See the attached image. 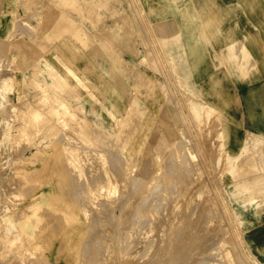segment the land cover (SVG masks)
<instances>
[{
  "label": "rangeland",
  "instance_id": "rangeland-1",
  "mask_svg": "<svg viewBox=\"0 0 264 264\" xmlns=\"http://www.w3.org/2000/svg\"><path fill=\"white\" fill-rule=\"evenodd\" d=\"M263 89L264 0H0V264H264Z\"/></svg>",
  "mask_w": 264,
  "mask_h": 264
},
{
  "label": "bare ground",
  "instance_id": "bare-ground-1",
  "mask_svg": "<svg viewBox=\"0 0 264 264\" xmlns=\"http://www.w3.org/2000/svg\"><path fill=\"white\" fill-rule=\"evenodd\" d=\"M24 5V4H23ZM22 5V6H23ZM73 6V5H72ZM60 11V10H59ZM38 12V11H37ZM48 25V24H47ZM62 25V24H61ZM80 28V27H79ZM73 29V28H72ZM65 30V29H64ZM97 31V30H96ZM95 31V32H96ZM72 32V31H71ZM77 32H79V31H77ZM80 33H82V32H80ZM64 34V33H63ZM74 34V33H73ZM78 34V33H77ZM86 35V34H85ZM77 36V35H76ZM78 36H80L81 37V35L79 34ZM101 36V35H100ZM59 38V37H58ZM78 38V37H77ZM81 39V38H80ZM4 40V39H3ZM12 42V41H11ZM43 43V42H42ZM42 45V44H41ZM41 47V46H40ZM2 55V54H1ZM15 68V67H14ZM65 70V69H64ZM57 73H58V71H57ZM54 74V73H53ZM58 75V74H57ZM60 76L59 77H62V79L64 80V81H70L69 80V78H70V76H74V77H76V81H77V83L79 84V83H82L81 81H83V78L81 77V76H77L76 75V72H75V70L72 68V67H67V69H66V71H65V73L64 72H61L60 74H59ZM73 79V78H72ZM53 85H55V86H57V83H59V80L56 78V76H55V78L53 77ZM3 81V80H2ZM74 81V80H73ZM13 83V82H12ZM82 84H85L84 82L82 83ZM81 84V85H82ZM60 85V84H59ZM86 85V84H85ZM72 86V85H71ZM73 88V87H72ZM74 90V89H73ZM49 92V91H48ZM48 94V93H47ZM58 95V94H57ZM26 96V95H25ZM59 96V95H58ZM54 97V96H53ZM25 98V97H24ZM59 99H61V98H59ZM49 100H50V95H49ZM48 100V101H49ZM50 101H53V100H50ZM55 101H57V100H54V102ZM59 101V100H58ZM61 101V100H60ZM29 103V102H28ZM56 103V102H55ZM54 103V104H55ZM41 104H42V102H41ZM44 104V105H43ZM42 105L43 106H45V103H43ZM67 104V103H66ZM23 105V104H22ZM31 105V104H30ZM57 105H59V103L57 104ZM59 106H61L62 107V103L60 102V105ZM25 107V106H24ZM31 107H33V106H31ZM37 108H35L34 110H30V111H32L31 112V119L33 118V122L35 121V122H43V121H46V117H44V112H46V113H48L49 111L47 110V111H45V109L43 110V111H41V105L39 106L40 108L38 109V106H36ZM49 107V105L46 107V108H48ZM55 107H57L56 105H55ZM68 107V106H67ZM19 108H20V106H19ZM31 109H33V108H31ZM67 109V108H66ZM50 110V109H49ZM71 110H73V109H71ZM23 111V110H22ZM74 111V110H73ZM66 112V115H67V110L65 111ZM65 112H63V113H65ZM26 113V112H25ZM28 113V112H27ZM68 113H71V111L69 110V112ZM20 114H22V113H20ZM24 114V113H23ZM16 115V114H15ZM30 115V114H29ZM48 116L50 115V113H48L47 114ZM47 115H45V116H47ZM27 116V115H26ZM51 116V115H50ZM52 116H53V114H52ZM62 116L63 117H65L63 114H62ZM71 116V115H70ZM21 117V116H20ZM67 117V116H66ZM81 117V116H80ZM22 118V117H21ZM75 118V117H74ZM24 119V118H23ZM29 119V118H28ZM51 119H52V117H51ZM70 119V118H69ZM21 120V119H20ZM48 120H49V117H48ZM47 120V121H48ZM53 120V119H52ZM64 120H65V118H64ZM66 120H68V119H66ZM78 120H79V118H78ZM78 120H76L77 122H78ZM31 121V120H30ZM47 121H46V123H47ZM71 121H72V119H71ZM34 122V124H36ZM62 122V121H61ZM67 122V121H66ZM81 122H82V120H81ZM38 123V124H39ZM70 123V122H69ZM71 123H73V122H71ZM68 124V123H67ZM76 124V123H75ZM79 124V123H78ZM21 125V124H20ZM41 125H42V123H41ZM77 125V124H76ZM43 126V125H42ZM55 126V125H54ZM72 126V124L70 125V127ZM22 127V126H21ZM20 127V128H21ZM30 127H33V125L32 126H30ZM40 127V126H39ZM85 127V126H84ZM35 128V127H34ZM74 128V127H73ZM30 129V128H29ZM29 129H27V130H29ZM66 129V128H65ZM68 129V128H67ZM77 129V128H76ZM51 130V129H50ZM53 130V129H52ZM61 130V129H60ZM69 130H71V129H69ZM79 130H80V127H79ZM21 131V130H20ZM23 131V130H22ZM21 131V132H22ZM32 131V130H31ZM31 131H29V133H31ZM34 131V130H33ZM32 131V132H33ZM83 131H84V129H83ZM28 132V131H27ZM53 132V131H52ZM80 132V131H79ZM34 133V132H33ZM33 133H31V134H33ZM60 133H61V131H60ZM66 133H68V132H66ZM45 134V133H44ZM48 134V133H47ZM46 134V135H47ZM50 134H52L51 132H50ZM69 134H71L72 135V133H70L69 132ZM226 134V133H225ZM17 135V134H16ZM34 135V134H33ZM59 135V134H58ZM62 135V134H61ZM60 135V136H61ZM80 135V134H79ZM32 136V135H31ZM30 136V137H31ZM48 137H49V135H47ZM52 136V135H51ZM222 136H223V134H222ZM105 137V136H104ZM46 138V137H45ZM62 138V137H61ZM64 138H66V137H64ZM63 138V139H64ZM71 137H69V139H70ZM59 139V138H58ZM61 140V139H60ZM254 140V139H253ZM43 140H41V142H42ZM63 141V140H62ZM255 141V140H254ZM21 142V141H20ZM61 142V141H60ZM221 142V141H220ZM66 143L67 142H65V145H66ZM255 143V142H254ZM19 144V143H18ZM17 144V145H18ZM47 144V143H46ZM68 144H71V143H68ZM48 145V144H47ZM71 145H73V144H71ZM254 145V144H253ZM252 145V146H253ZM70 146V145H69ZM69 146H65L64 147V150H65V152H66V154H68V157L69 158H67V159H69L70 161L69 162H73V163H76L78 160H79V157L81 156L82 157V155H81V153L83 152H80V149L79 148H77V146H73V147H69ZM256 146V145H255ZM249 147V146H248ZM81 148V147H80ZM86 148V147H85ZM88 148V147H87ZM246 148V145H241L240 146V149L241 150H244ZM23 149V148H22ZM220 149V148H219ZM248 149L249 148H247V151H248ZM17 150H18V148H17ZM20 150V149H19ZM240 150V151H241ZM246 150V149H245ZM36 151H38V150H36ZM239 151V152H240ZM22 152H24V151H22ZM44 152V151H43ZM43 152H41L40 154H38V155H36L35 157H34V159H39L40 158V156H41V154L43 153ZM243 152V151H242ZM36 153V152H35ZM19 153L17 152V154L16 155H18ZM34 154V153H33ZM84 154V153H83ZM92 154V153H91ZM225 154V156H226V153H224ZM229 154V153H228ZM92 156V155H91ZM95 156V155H94ZM228 156V155H227ZM114 157V156H113ZM239 157V153L238 152H236V153H234V154H231V156L229 155L228 156V158H229V160H230V162L232 163V161L234 160V161H236V159ZM22 158H23V156H22ZM83 158V157H82ZM224 158V157H223ZM24 159H25V157H24ZM66 159V158H65ZM90 159V158H89ZM82 160V159H81ZM15 161V160H14ZM64 161H66V160H64ZM90 161H92V160H90ZM107 161V160H106ZM82 162V161H81ZM83 163V162H82ZM94 163V162H93ZM115 163V162H114ZM71 163H69V165H70ZM79 164V163H78ZM116 164V163H115ZM226 165V164H225ZM229 165V164H228ZM116 166V165H115ZM79 167H81V165H78V169L80 170V168ZM83 167V166H82ZM101 167V166H100ZM108 167V166H107ZM228 167V166H227ZM100 169V168H99ZM231 169H233L234 170V168H233V166L231 167ZM20 170H21V168H20ZM26 170V169H25ZM34 170V169H33ZM76 170V169H75ZM19 171V170H18ZM38 171V170H37ZM236 171V170H235ZM23 172H24V168H23ZM28 172V171H27ZM26 172V173H27ZM31 172V171H30ZM30 172H28V173H30ZM39 172V171H38ZM86 172V171H85ZM107 172H108V170H107ZM119 172H121V171H119ZM250 172V171H249ZM33 173H35V172H33ZM96 173V172H95ZM233 173V172H232ZM19 174V173H18ZM88 174V173H87ZM101 174V173H100ZM249 174H251V173H249ZM37 174H34V176L37 178V176H36ZM42 175V174H41ZM102 175H103V173H102ZM101 175V176H102ZM43 176V175H42ZM89 176V175H88ZM105 176V175H104ZM25 177V176H24ZM29 177V176H28ZM73 177H74V175H73ZM42 178V177H41ZM89 178H91L90 176H89ZM95 178V177H94ZM99 178V177H98ZM110 178V177H109ZM113 178V177H112ZM23 179H25V178H23ZM115 179V178H114ZM20 180V179H19ZM65 180V179H64ZM104 180V179H103ZM109 180V179H108ZM37 181V180H36ZM78 181V180H77ZM76 181V182H77ZM90 181V180H89ZM110 181H111V179H110ZM109 181V182H110ZM114 181V180H113ZM14 182V181H13ZM26 182V181H25ZM25 182H23V183H25ZM28 182V181H27ZM26 182V183H27ZM43 183V182H42ZM69 183V182H68ZM82 183V182H81ZM95 183V182H94ZM22 184V183H21ZM74 184V183H73ZM84 184H85V182H84ZM90 184V183H89ZM91 184H93V183H91ZM15 185V184H14ZM62 185V184H61ZM79 185V184H78ZM78 185H75V188L78 186ZM81 185V184H80ZM246 186V185H245ZM22 187H23V185H22ZM26 187V186H25ZM82 187V186H81ZM83 187H85V186H83ZM32 188V187H31ZM86 188V187H85ZM91 188V187H90ZM35 189V188H34ZM26 190V189H25ZM29 190V189H28ZM27 190V191H28ZM115 191L117 190V188L115 187V189H114ZM18 191V190H17ZM24 192V191H23ZM111 192V191H110ZM109 192V193H110ZM68 197V196H67ZM77 197H79V196H77ZM124 198V197H123ZM57 199V198H56ZM81 198H79V200H80ZM121 200V199H120ZM67 201V200H66ZM67 204V203H66ZM112 204V203H111ZM40 205V204H39ZM82 205V204H81ZM107 206V205H106ZM112 207V206H111ZM109 208V207H108ZM83 209V208H82ZM44 210H45V207H44ZM48 210V209H47ZM81 211V210H80ZM25 212V211H24ZM23 212V213H24ZM47 212V211H46ZM43 213H44V211H43ZM43 213H38V208H34V210H33V213H32V215H34L33 216V218L32 219H35L36 220V222L37 221H39L40 222V219L41 218H39L40 216L39 215H41L42 214V216H43ZM49 212H47V214H48ZM44 214H46V213H44ZM27 215H28V213H27ZM25 216L24 215V217H25V219L24 220H27V222L29 221L28 220V218H31L32 216L31 215H28V216ZM49 215V214H48ZM47 215V216H48ZM46 216V215H45ZM44 216V217H45ZM50 216V215H49ZM23 217V216H22ZM63 217L65 218V219H67V215L65 214V215H63ZM16 219H18V218H16ZM21 220V219H20ZM15 221H18V220H15ZM31 221V220H30ZM4 222V221H3ZM21 222V221H20ZM20 222H19V224H20ZM34 222V221H33ZM35 222V224L33 225V227H38V225L40 224H37ZM42 222V221H41ZM15 226H19L18 228H20L21 230H23L24 229V227L26 226V224H23V225H15ZM119 228V227H118ZM122 229V228H121ZM26 230V229H25ZM35 231V230H34ZM118 231V230H117ZM123 231V230H122ZM26 232V231H25ZM19 233H20V230H19ZM24 233V232H23ZM22 233V234H23ZM120 234V233H119ZM118 234V235H119ZM19 236H21V234H19ZM22 237V236H21ZM28 237H30V236H28ZM18 238V237H17ZM17 238H16V240H17ZM32 238V237H31ZM33 239V238H32ZM13 240H14V238H13ZM16 240H14V242H12L13 244L16 242ZM12 244V245H13ZM16 245V244H15ZM14 246V245H13ZM12 246V247H13ZM215 261V260H214ZM219 263V262H218Z\"/></svg>",
  "mask_w": 264,
  "mask_h": 264
},
{
  "label": "crops",
  "instance_id": "crops-1",
  "mask_svg": "<svg viewBox=\"0 0 264 264\" xmlns=\"http://www.w3.org/2000/svg\"><path fill=\"white\" fill-rule=\"evenodd\" d=\"M255 90L257 89L254 87ZM264 90V89H263ZM254 111H264V99L263 104L261 101L255 100ZM258 214L254 215L255 220L253 223V230L249 234V243H251L254 251L262 255L264 259V209L255 211Z\"/></svg>",
  "mask_w": 264,
  "mask_h": 264
}]
</instances>
